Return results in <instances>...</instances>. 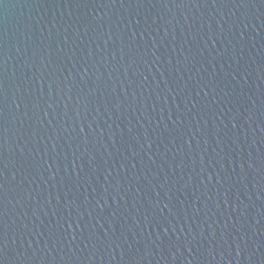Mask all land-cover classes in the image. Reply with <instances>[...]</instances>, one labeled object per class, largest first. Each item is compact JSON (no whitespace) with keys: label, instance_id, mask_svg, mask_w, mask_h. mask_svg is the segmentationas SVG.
<instances>
[{"label":"water","instance_id":"obj_1","mask_svg":"<svg viewBox=\"0 0 264 264\" xmlns=\"http://www.w3.org/2000/svg\"><path fill=\"white\" fill-rule=\"evenodd\" d=\"M0 264H264V0H0Z\"/></svg>","mask_w":264,"mask_h":264}]
</instances>
